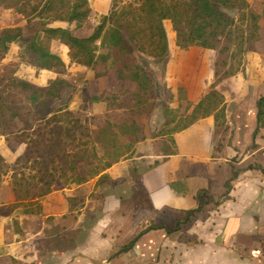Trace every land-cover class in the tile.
Returning a JSON list of instances; mask_svg holds the SVG:
<instances>
[{"label": "crops", "instance_id": "1", "mask_svg": "<svg viewBox=\"0 0 264 264\" xmlns=\"http://www.w3.org/2000/svg\"><path fill=\"white\" fill-rule=\"evenodd\" d=\"M5 18L0 15V25ZM259 22L260 16L250 48L255 58L244 69L227 63L207 76L194 74L176 97L159 99L163 105L143 124L136 117L146 138L103 156L106 181L94 177L11 207V178L0 177V264H235L231 227L216 235L220 226H188L211 200L183 220L198 205L197 191L223 193L225 181L239 172L230 199L217 205L218 222L238 219L236 231L245 238L264 230V129L252 139L255 102L264 92ZM0 91L18 99V107L33 106L29 89L2 70ZM7 150L0 141V154ZM150 224L158 228L121 250Z\"/></svg>", "mask_w": 264, "mask_h": 264}, {"label": "trees", "instance_id": "2", "mask_svg": "<svg viewBox=\"0 0 264 264\" xmlns=\"http://www.w3.org/2000/svg\"><path fill=\"white\" fill-rule=\"evenodd\" d=\"M236 2L237 0H156V11L161 21H170L173 26L186 24V38L190 46L217 49L219 54H223L227 49L218 45L221 38L229 40L227 37L233 19L220 7L225 10L237 9ZM6 11L20 14L25 20L24 29L28 33L24 35L21 29L12 27L0 30V70L4 76L13 77L29 88L31 105L44 106L46 84L40 77V70L46 67L49 59H57L51 52L53 40H57L68 50L77 65L92 67L95 64L99 41L106 29V16L100 17L89 35L77 37L72 33L80 29L89 16L91 5L88 0H0V15ZM249 16L252 32L256 34L259 15L250 12ZM56 23H65V26H54ZM32 24L37 27L33 32L30 31ZM108 40L113 70L117 81L122 84L118 101L111 104V113L107 112L105 120L98 126H93L86 115L81 117L75 114L71 119L67 139L64 138L63 124L52 121L38 128L24 152L16 154L12 161L0 154V177L11 173L10 192L15 198L11 207L42 197L54 188L81 184L94 177H97V183L106 181V174H102L103 156L119 144H126L131 148L133 144L146 138L143 126L136 117L154 110L147 109L145 103L150 105L147 101L157 92L139 57H154L156 54L133 47L127 41L120 22L110 28ZM217 65L224 66L226 62L221 61ZM126 81L133 83L137 91L126 89ZM59 83L65 81L57 80L51 84V88ZM65 107L66 103L58 105L55 111L61 112ZM255 107L253 140L258 131L264 129V95L257 97ZM168 112L170 111L163 110L165 116ZM168 123L166 121L164 125ZM27 170L33 172L30 178L25 176ZM16 172L19 173L18 176ZM236 176L237 172H233L225 181V190L220 199L215 201L216 204L230 199L228 194ZM196 197L198 206L184 211V223L199 212L206 202L212 201V195L207 190L197 191ZM180 223L182 222L179 221V225ZM157 228L155 224H150L121 250L131 249L141 235Z\"/></svg>", "mask_w": 264, "mask_h": 264}, {"label": "rangeland", "instance_id": "3", "mask_svg": "<svg viewBox=\"0 0 264 264\" xmlns=\"http://www.w3.org/2000/svg\"><path fill=\"white\" fill-rule=\"evenodd\" d=\"M88 1L91 5L88 18L91 16L94 20L91 30L86 33L81 32L88 21L87 18L84 25L72 33L77 37H85L92 32L100 17L106 16V29L99 41V53L95 64L92 67L77 65L68 50L57 40H53L51 52L57 56V59H49L46 67L40 70V77L46 84L44 106H32L31 109L18 107L16 105L18 99L3 96L0 91V141L8 148L3 156L8 161H12L16 154L24 152L38 128L52 121L63 124L64 138H67L73 115L81 117L86 115L93 126H98L105 120L107 112L111 113V104L118 101L122 91L120 89L122 84L117 81L111 63L108 40L110 28L118 22L123 24L125 37L133 47L143 48L156 54L154 57H139L157 92L147 101L151 103L150 105L145 103V107L150 110L163 105L159 103V99L176 97L177 88L183 87L187 78L193 77L194 74L207 76L208 69H212L221 61L241 68L252 61L255 55L250 48L257 37L259 38V33L252 32L250 12L260 16L259 30L262 39L264 38V0H237L235 3L237 9L232 10H225L219 6L233 19L227 37L229 40L221 38L218 45L227 49L223 54H219L217 49L190 46L186 38V24L173 26L170 21H161L156 11V0ZM5 14L7 18L1 25L19 24L15 28L21 29L24 35L28 33L24 29L25 20L22 16L14 15L11 11H6ZM54 26H65V23H56ZM36 29V25L32 24L30 31ZM57 80H64L65 83H59L51 88V84ZM124 87L130 91H137L129 81L125 82ZM260 93L264 95V92ZM21 100L23 99L19 102ZM64 103H66L65 110L56 112V107ZM144 113L137 116L141 123L142 118L149 114ZM18 174L16 172V176ZM32 174V171L27 170L25 176L30 178ZM8 176H11V173H8ZM231 186L233 187L234 183H231ZM221 193L212 192V201L190 220L188 226H220L216 228V235L231 227L230 234L234 235L230 237L228 243H231L233 254L236 256L233 263L264 264V230H260L257 236L245 238L236 231L238 219H228V223L218 222V204L215 201L220 199ZM218 241L219 239H216L217 246Z\"/></svg>", "mask_w": 264, "mask_h": 264}, {"label": "bare ground", "instance_id": "4", "mask_svg": "<svg viewBox=\"0 0 264 264\" xmlns=\"http://www.w3.org/2000/svg\"><path fill=\"white\" fill-rule=\"evenodd\" d=\"M93 22H94V20L90 16V18H88V21H87L86 25L81 29V32L86 33L88 31H90L91 30V26L93 25Z\"/></svg>", "mask_w": 264, "mask_h": 264}]
</instances>
